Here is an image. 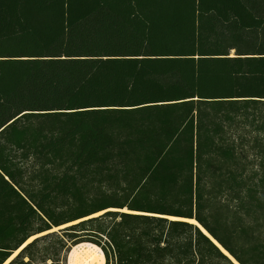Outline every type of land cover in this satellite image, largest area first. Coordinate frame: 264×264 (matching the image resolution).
I'll use <instances>...</instances> for the list:
<instances>
[{
  "label": "trees",
  "instance_id": "16d2710c",
  "mask_svg": "<svg viewBox=\"0 0 264 264\" xmlns=\"http://www.w3.org/2000/svg\"><path fill=\"white\" fill-rule=\"evenodd\" d=\"M240 126L264 136V0H0V264L75 222L10 264L82 243L106 264H235L162 216L264 264V141L249 180Z\"/></svg>",
  "mask_w": 264,
  "mask_h": 264
},
{
  "label": "rangeland",
  "instance_id": "374dc122",
  "mask_svg": "<svg viewBox=\"0 0 264 264\" xmlns=\"http://www.w3.org/2000/svg\"><path fill=\"white\" fill-rule=\"evenodd\" d=\"M232 55H234V53H232ZM263 140L264 141V136L262 134H259L258 132H256L254 129L251 128H247L245 126H240V128H235L233 129L232 133H230V141L232 143H234V145L236 146L237 149V153L238 155L241 157V160L243 162V166H246V164H248V169L246 170V176L247 179L249 180H253L255 177L253 176V174H257L256 171H258V161H259V149L257 147V143L256 140ZM26 169L28 170V173H32L34 170V163H32V161H30L29 163L25 164ZM242 171V170H241ZM92 193L96 194H104L106 196L109 197H113L116 198L117 200L121 201V202H125L127 201L129 198L127 195H124V193L122 192H116L114 189H112L111 187L108 186H103V185H95L92 188ZM226 200V201H225ZM227 197L225 198H220L218 197V199L213 201V206H219L222 203L227 202ZM109 212H119L122 213L121 211H116V210H109ZM98 216H94V217H99L103 214H97ZM169 220V219H168ZM78 222H75L73 224H69L66 226H63L61 228H59L56 231L53 232H60L61 230H64L70 226L76 225ZM51 233V232H50ZM49 234V233H48ZM47 235V234H45ZM42 235V236H45ZM40 236V237H42ZM38 237V238H40ZM73 247H70L69 251L72 250ZM70 252H67L63 255V258L66 257V259L68 260ZM68 262V261H67ZM66 262V263H67ZM51 262H49L48 264H50ZM62 264H64V262H62Z\"/></svg>",
  "mask_w": 264,
  "mask_h": 264
},
{
  "label": "bare ground",
  "instance_id": "6f19581e",
  "mask_svg": "<svg viewBox=\"0 0 264 264\" xmlns=\"http://www.w3.org/2000/svg\"><path fill=\"white\" fill-rule=\"evenodd\" d=\"M111 210H118V209H111ZM123 213L127 214H144V213H138V212H133L128 209H123V210H118ZM105 212H101L98 214H104ZM144 215H151V214H144ZM94 216H98L97 214ZM92 216V217H94ZM161 217V216H159ZM166 219H169L170 221H180V222H187L189 224L195 225L197 227H200V230L206 235L209 236V233L200 225L198 222L194 219H185V218H178V217H172V216H162ZM59 228H54L53 230L33 236L30 238L24 245L21 247L18 251H16L12 257L5 263V264H10L19 254L22 252L24 248H26L30 243H32L34 240H36L38 237L48 234L50 232L56 231ZM218 246L219 244L215 242ZM220 249L231 259L235 262V264H238L234 258H232L227 251H225L223 248ZM67 264H106V257L104 252L102 251L101 248L98 246L91 244V243H82L77 246H74L72 250L70 251L69 257H68V262Z\"/></svg>",
  "mask_w": 264,
  "mask_h": 264
},
{
  "label": "water",
  "instance_id": "95a60500",
  "mask_svg": "<svg viewBox=\"0 0 264 264\" xmlns=\"http://www.w3.org/2000/svg\"><path fill=\"white\" fill-rule=\"evenodd\" d=\"M198 228L200 229V227H198ZM51 233H54V232H51ZM208 237H209L214 243L217 242V241L214 240L210 235H209ZM37 239H38V238H37ZM217 243H218V242H217ZM215 244H216V243H215ZM218 244H219V243H218ZM216 245H217V244H216ZM217 246H218V245H217ZM220 246H221V245H219L218 247L220 248ZM221 248H223V247L221 246ZM24 249H25V248H24ZM24 249H23V250H24ZM23 250H22V251H23ZM20 253H21V252H20ZM229 255H230V254H229ZM18 256H19V255H18ZM18 256H17V257H18ZM230 256H231V255H230ZM11 257H12V256H11ZM231 257H232V256H231ZM232 258H233V257H232ZM232 261H233V260H232ZM233 262H234V261H233ZM236 262H237V261H236ZM234 263H235V262H234ZM237 263H238V262H237ZM238 264H239V263H238Z\"/></svg>",
  "mask_w": 264,
  "mask_h": 264
}]
</instances>
